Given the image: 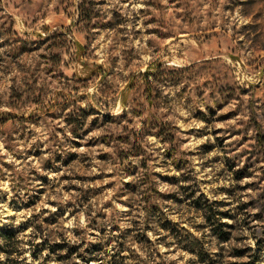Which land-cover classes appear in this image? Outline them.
<instances>
[{"label": "rangeland", "instance_id": "obj_1", "mask_svg": "<svg viewBox=\"0 0 264 264\" xmlns=\"http://www.w3.org/2000/svg\"><path fill=\"white\" fill-rule=\"evenodd\" d=\"M1 229L14 264H264V0H0Z\"/></svg>", "mask_w": 264, "mask_h": 264}, {"label": "trees", "instance_id": "obj_2", "mask_svg": "<svg viewBox=\"0 0 264 264\" xmlns=\"http://www.w3.org/2000/svg\"><path fill=\"white\" fill-rule=\"evenodd\" d=\"M212 216H208V220L212 221ZM216 230V229H215ZM218 236L224 240H229V233L220 229L216 232ZM192 237L191 233H188ZM21 239L18 236L16 230H0V255L6 256L7 260L4 262L0 257V264H14L18 263L17 256L22 255V250L20 249ZM97 259H88L87 262H91ZM240 264H250V262H244Z\"/></svg>", "mask_w": 264, "mask_h": 264}]
</instances>
